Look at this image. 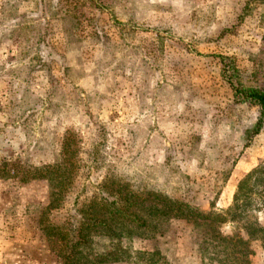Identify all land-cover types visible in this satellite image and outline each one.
<instances>
[{"label": "rangeland", "instance_id": "1", "mask_svg": "<svg viewBox=\"0 0 264 264\" xmlns=\"http://www.w3.org/2000/svg\"><path fill=\"white\" fill-rule=\"evenodd\" d=\"M222 58L245 85L264 82V0H0V264H146L147 251L229 264L221 237L248 238L242 224L151 201L131 209L147 226L102 208L109 227L79 235L81 209L132 194L226 213L264 160V123L247 135L259 106L236 102ZM61 163L52 180L13 172ZM262 204L249 220L264 223ZM249 245L264 264L262 240Z\"/></svg>", "mask_w": 264, "mask_h": 264}, {"label": "trees", "instance_id": "2", "mask_svg": "<svg viewBox=\"0 0 264 264\" xmlns=\"http://www.w3.org/2000/svg\"><path fill=\"white\" fill-rule=\"evenodd\" d=\"M224 61V58H222V73L227 83L234 90L236 102L255 103L259 106V118L254 128L249 131L247 135H250L251 133H258L264 123V82L256 86L245 85L241 79V76L238 74L236 67L229 63H225ZM69 147V143L65 142L63 145L64 154L68 153ZM64 167L62 163L53 165L46 164L39 167L33 166L28 168L17 165L13 169V172L16 176L20 177L21 181H28L31 179L27 177L28 174L32 175L33 177L45 179L51 178L52 180L54 179L53 174L58 173V171ZM57 192L59 191L57 190ZM58 198L59 196L57 199ZM138 199L139 202H153L154 210L165 215H174L177 217L187 218L189 220L209 222L213 225L217 224L216 222L218 221L225 222L227 220L233 223L242 224L243 229L246 230L248 238H245L239 234H235L230 237H221L222 240L227 242L233 250L232 252L228 253V260L230 262L229 264H251L253 250L249 244L253 237L260 238L264 246V223H261L258 219H248V213L251 212L252 209L258 210L263 205L264 160L240 180L234 195L233 203L225 214L216 211L203 212L184 201L172 200L166 195L157 192L147 193L143 198H139V194H132V198L126 199L125 208L119 206L117 202L113 200L111 203H96L94 201L88 206V209H81L79 213L83 214V216L89 219V222L85 224L83 223L79 229V235L81 236V239L83 240V237L86 236V231L92 226L98 227L107 224L105 220L99 219V216L96 214V212L100 211L102 208L106 210L105 214L108 216L109 221H116V219H118L124 223H136L140 227L147 226V220L143 217V215L131 210L137 205ZM129 209L131 212L127 213L126 211ZM82 219H84V217H82ZM106 226L109 227V225ZM81 239H79V241H82ZM86 241V238H84L82 242L84 243ZM144 254L148 256L146 264H158L156 257H160L159 252L147 251ZM161 264L168 263L162 261Z\"/></svg>", "mask_w": 264, "mask_h": 264}]
</instances>
